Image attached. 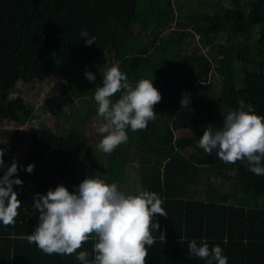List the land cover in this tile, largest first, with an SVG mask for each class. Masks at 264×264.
I'll return each mask as SVG.
<instances>
[{
  "label": "trees",
  "instance_id": "obj_1",
  "mask_svg": "<svg viewBox=\"0 0 264 264\" xmlns=\"http://www.w3.org/2000/svg\"><path fill=\"white\" fill-rule=\"evenodd\" d=\"M155 1L145 11L155 25L145 31L136 28L142 16L139 0H0V116L4 114L2 88H14L18 82L30 84L47 72L62 77L61 94L78 100V107L69 102L71 111L59 110L65 120L63 134L46 128L47 137L63 143L64 150L45 154L35 146L24 158L25 167L34 163L33 171L14 174L23 181L13 186L21 203L14 224L0 223V264H81L76 253L48 255L27 237L38 222L34 195L46 194L59 184L71 192L77 185L67 183L73 176L69 161L85 152V127L95 130L98 124L93 96L102 83V73L96 62L105 54L113 55L130 82L153 79L162 97L153 106L155 119L145 129H129L130 138L110 155L115 156V164H126L129 158L144 162L148 154H154L157 170L146 167L140 172V191L159 194L167 216L156 214L154 218L159 228L151 229L155 243L148 250L146 264H205L188 254V241L205 237L210 247L219 244L224 249L228 264H264V176L248 171L245 160L226 164L196 145L207 126H221L222 113L238 107V99L264 116V0H247L243 6L240 3L221 12L215 3L213 8L214 0H197L204 6L195 2L198 9L183 14L175 27L170 25L174 19L171 0ZM207 1L211 2L210 13H204ZM160 2L169 7L160 8ZM212 17L219 20L222 40L209 36L207 22ZM81 29L94 35L96 43L86 46V38L79 37ZM195 33L208 36L207 52L193 44ZM86 71L96 76L94 82L86 79ZM216 76L220 77L218 89ZM182 93L190 97L185 108L180 104ZM10 103L15 121L25 124L33 106L21 96ZM159 117L166 120L157 122ZM91 119L92 125L88 124ZM93 138L97 145L99 135ZM81 165L87 169L85 177L115 182L123 190L112 165L106 167L97 160L92 166L90 157ZM174 167L181 171L211 168L212 195L194 199L185 192L171 193L169 188L185 187L188 182L184 181L194 178L168 177L176 174ZM228 170L235 172L231 186L235 203L228 200L230 192L221 189L228 182ZM62 178L67 182L62 183ZM24 186L32 187L34 193H26ZM94 243L90 235L77 252L87 251L93 259Z\"/></svg>",
  "mask_w": 264,
  "mask_h": 264
},
{
  "label": "clouds",
  "instance_id": "obj_2",
  "mask_svg": "<svg viewBox=\"0 0 264 264\" xmlns=\"http://www.w3.org/2000/svg\"><path fill=\"white\" fill-rule=\"evenodd\" d=\"M79 37L86 38V46L96 43V37L85 29L80 30ZM84 75L90 82L96 79L91 71ZM152 81L141 78L132 83L118 64L103 68L102 83L93 96L98 120L95 133L100 137L98 150L112 153L127 142L129 129H145L155 119L153 106L162 97ZM118 92L119 97L113 100ZM180 104L183 108L190 105L187 93H182ZM237 105L222 113L220 127L205 128L198 146L209 155L215 153L226 164L245 160L248 171L264 176V116L256 114L253 105L242 98ZM4 154L0 149V169H5ZM21 167L31 173L35 165ZM17 171L18 164L13 159L0 176V223L4 225L15 223L21 203L13 187L23 184L14 176ZM33 204L39 216L28 242L48 255L76 253L81 264H146L148 250L155 243L151 229L159 228L154 218L156 214L167 216L163 199L156 192L127 194L117 183L89 175L71 192L59 184L46 194L36 193ZM90 235L95 241L91 260L87 251L77 252ZM224 243H228L227 237ZM188 254L205 260V264H228L224 249L219 244L210 247L206 237L188 241Z\"/></svg>",
  "mask_w": 264,
  "mask_h": 264
},
{
  "label": "rangeland",
  "instance_id": "obj_3",
  "mask_svg": "<svg viewBox=\"0 0 264 264\" xmlns=\"http://www.w3.org/2000/svg\"><path fill=\"white\" fill-rule=\"evenodd\" d=\"M155 2L157 1L139 0V13L142 16L140 22L136 25L137 29L142 28L143 30L147 31L149 28L155 25L154 21L148 19L146 15L147 13L145 12L146 9L150 8L152 5H155ZM195 2L198 3L197 0H171L172 9L174 13V19L170 23L171 27H175L180 18L181 20L183 19V14L187 13L192 9H198ZM207 2V9L204 13H210L209 10L211 9V7L210 9H208V7L211 2ZM214 3L221 12L229 7L238 6L240 3L243 6L245 3H247V0H214L212 6L215 5ZM198 4L204 6L203 3ZM159 7L163 9L168 8L169 6H166L164 2H160ZM218 25L219 20L217 17H212L207 22V28L210 31L209 36L219 41L222 40V35L217 30ZM143 38H145V42L148 41V37L144 36ZM201 39L203 41H201ZM207 41L208 36L200 37L197 33L194 34L193 44L202 46L203 51L206 52L210 49V44L207 43ZM203 43L205 44L203 45ZM112 64H115L112 54H105L101 59L96 62L97 69L98 71H100L101 69V73H103L104 67L111 66ZM262 69L264 71V66ZM217 79L218 80H216L215 83L218 89L220 77H217ZM63 82L64 81L62 77H59L55 73L47 72L41 80H35L30 84L18 82L14 88H2L1 98L4 101V114L0 116V149L4 150L5 154L3 159L7 166H9L12 163L13 159H15L18 164V170L20 172H23L24 170L21 166L25 167L24 158L35 146L42 147L45 154L55 151L60 154L64 150L63 143L56 139L52 140L51 138L47 137L46 134L47 127L52 129L57 134H63L65 120L61 118L59 110H65V112H69L71 111V108L76 106L78 107V100L73 98H71L72 100H70V96H64L63 94H61L60 89ZM16 96H21L33 106V112L25 124H19L14 119V111L10 101ZM69 102H74L75 105L73 107H70ZM92 121L93 119L88 120V124L92 125ZM53 125H55V128ZM95 134V130L89 129V127H85L82 138L85 152L79 156L70 159L69 171L73 176L71 177L70 182H67L66 178H62V183H64V181L66 180V182L69 184L72 182L78 185L84 179L85 173L87 172L86 168L85 171H83L84 166H86L87 164H84V166H82L81 163L87 161V158L90 157L92 166L95 165L97 160L99 162L103 161L106 167L112 165L113 168L116 169L118 172L116 174V177L119 178L120 185H128L129 181L126 182V179H123L118 176L121 175V173L123 172L125 165L122 163L115 164V156L112 157L110 156L111 153L105 154L98 150L97 145L94 144L95 141L93 136ZM129 159L130 161H132L131 158ZM79 168L83 172H79ZM2 170L3 169H0V176H2ZM234 176V171L228 172L227 178H225L228 180V183L226 184V186L223 185V187H226L229 190L230 194L234 195L231 196L232 199H237V196L232 192L231 189V186L234 181ZM123 189L127 194L128 192H126V190H130L129 194H135L134 190L136 188L126 186ZM24 190L26 191V193L29 194L34 193V189L32 187L24 186Z\"/></svg>",
  "mask_w": 264,
  "mask_h": 264
},
{
  "label": "crops",
  "instance_id": "obj_4",
  "mask_svg": "<svg viewBox=\"0 0 264 264\" xmlns=\"http://www.w3.org/2000/svg\"><path fill=\"white\" fill-rule=\"evenodd\" d=\"M163 120H166V118L164 117H159L157 119V122L158 121H163ZM128 138H130V134L128 135ZM198 140H196V145H198ZM154 157V154H148L147 158L144 160V162L142 160H136V159H133L131 158L132 161H130V159L127 161L125 165V168L123 169V172L121 173V175H118L119 177L123 178V179H126V182L129 181L128 187H135L136 189L134 190V193L135 194H138L141 190V185H140V182H139V179H140V172L143 171L146 167L149 168L150 170H154L156 171L157 170V167L156 165H154V162L155 161L153 159ZM136 161V162H135ZM159 167V166H158ZM203 167H206V166H203ZM85 169V168H84ZM148 169V170H149ZM161 170H163V167L161 166L160 167ZM175 171H176V174H172V175H169L168 177H179V176H189V177H194L191 181H189L188 179H186L184 182H188L187 185L185 187H181V186H175L173 188H169L168 190L171 192V193H174V194H179V193H184L185 194H188L187 196L191 197V198H194V199H199V198H202L204 197V194H210L212 195V188H210L208 182L210 183V185H213V179H214V176H213V173L211 172L212 169L211 168H201V169H197L195 171H181L180 168H177V167H174ZM174 171V170H173ZM227 174L228 172H233V170H228L226 171ZM194 173V174H193ZM120 174V173H119ZM161 176H164V173L162 174L161 173ZM209 177V180L207 179ZM219 177V176H217ZM174 180V178H173ZM173 180L171 181V183H173ZM228 182H225L222 184V190L223 191H228L229 190L226 188V187H223V185L226 186ZM122 187V189L124 187H126L125 185H120ZM130 189V188H128ZM124 191V189H123ZM129 191L130 190H126V192H128L129 194ZM231 196H234L233 194L230 195L229 197V202H233L235 203L237 199H232Z\"/></svg>",
  "mask_w": 264,
  "mask_h": 264
}]
</instances>
